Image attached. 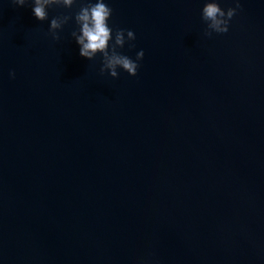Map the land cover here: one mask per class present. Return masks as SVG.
Here are the masks:
<instances>
[{
    "label": "water",
    "instance_id": "water-1",
    "mask_svg": "<svg viewBox=\"0 0 264 264\" xmlns=\"http://www.w3.org/2000/svg\"><path fill=\"white\" fill-rule=\"evenodd\" d=\"M105 2L136 76L0 0V264H264V0Z\"/></svg>",
    "mask_w": 264,
    "mask_h": 264
},
{
    "label": "clouds",
    "instance_id": "clouds-1",
    "mask_svg": "<svg viewBox=\"0 0 264 264\" xmlns=\"http://www.w3.org/2000/svg\"><path fill=\"white\" fill-rule=\"evenodd\" d=\"M11 2L23 7L29 2L36 19L45 21L48 19V9L52 6L72 8L78 0H11ZM234 7L226 10L220 6L219 0H205L201 10V19L206 25L203 29V36L211 38L213 33L225 34L229 31V25L233 17L241 9V0H232ZM79 10L74 16L71 14L53 17L50 21L48 34L54 41H60V32L64 26L74 19L77 26L71 32L80 47V56L93 60L97 54L102 56L100 73L108 72L111 77L118 78V69H122L130 76H136L140 68L139 61L144 58V51L141 49L136 53L133 60L123 54L119 49L128 44L129 48H134L132 43L136 40L135 33L130 29L113 28L109 26V19L113 14V9L108 6L105 0H79ZM10 78H15V72L9 73Z\"/></svg>",
    "mask_w": 264,
    "mask_h": 264
}]
</instances>
